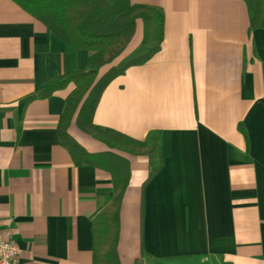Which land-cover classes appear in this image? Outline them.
Segmentation results:
<instances>
[{
	"label": "crops",
	"instance_id": "obj_1",
	"mask_svg": "<svg viewBox=\"0 0 264 264\" xmlns=\"http://www.w3.org/2000/svg\"><path fill=\"white\" fill-rule=\"evenodd\" d=\"M129 3L162 9L163 40L149 60L107 84L92 122L136 140L160 130L163 164L144 183L147 156L115 150L130 168L120 264H264V28L250 30L244 0ZM142 35L137 19L97 78ZM90 54L13 0H0V235L18 244L23 264H90L91 218L113 195L109 172L75 166L58 141L74 84L26 99L84 68ZM76 115L69 134L89 152L108 151Z\"/></svg>",
	"mask_w": 264,
	"mask_h": 264
},
{
	"label": "trees",
	"instance_id": "obj_2",
	"mask_svg": "<svg viewBox=\"0 0 264 264\" xmlns=\"http://www.w3.org/2000/svg\"><path fill=\"white\" fill-rule=\"evenodd\" d=\"M22 9L43 22L59 39L76 50H90L86 65L62 74L35 94L46 98L53 92L74 84L64 100L56 127L59 143L68 151L75 166L92 165L109 172L113 195L91 218L92 252L90 264H120L117 243L120 208L129 183L128 160L117 151L146 155L151 179L162 167L161 131H149L144 140H136L119 131L95 125L93 112L103 89L132 65H140L157 52L163 40L164 14L160 7L130 4L129 0H13ZM249 10L250 30L264 28V0H244ZM142 20L143 38L138 47L118 64L97 78L98 69L111 63L131 39L135 21ZM81 130L102 141L108 151L89 152L68 132L74 114ZM238 129L246 139V131ZM248 160V156L238 153ZM134 264H143L137 258Z\"/></svg>",
	"mask_w": 264,
	"mask_h": 264
},
{
	"label": "built area",
	"instance_id": "obj_3",
	"mask_svg": "<svg viewBox=\"0 0 264 264\" xmlns=\"http://www.w3.org/2000/svg\"><path fill=\"white\" fill-rule=\"evenodd\" d=\"M20 253L21 249L14 240L0 235V264H23Z\"/></svg>",
	"mask_w": 264,
	"mask_h": 264
},
{
	"label": "rangeland",
	"instance_id": "obj_4",
	"mask_svg": "<svg viewBox=\"0 0 264 264\" xmlns=\"http://www.w3.org/2000/svg\"><path fill=\"white\" fill-rule=\"evenodd\" d=\"M142 38H143V35H142ZM141 41H142V40H141ZM140 43H141V42H140ZM140 43H139V44H140ZM139 44H138V45H139ZM137 47H138V46H137ZM137 47H136V48H137ZM134 50H135V49H134ZM132 52H133V51H132ZM132 52H131V53H132ZM131 53H130V54H131ZM123 59H124V58H123ZM123 59H122V60H123ZM120 60H121V59H120Z\"/></svg>",
	"mask_w": 264,
	"mask_h": 264
}]
</instances>
